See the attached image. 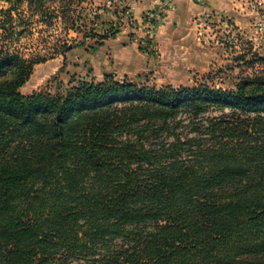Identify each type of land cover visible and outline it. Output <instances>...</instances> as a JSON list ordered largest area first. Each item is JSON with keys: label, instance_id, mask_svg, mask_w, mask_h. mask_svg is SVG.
<instances>
[{"label": "trees", "instance_id": "obj_1", "mask_svg": "<svg viewBox=\"0 0 264 264\" xmlns=\"http://www.w3.org/2000/svg\"><path fill=\"white\" fill-rule=\"evenodd\" d=\"M7 1L0 264H264V75L231 90L107 75L24 95L48 60L47 48L18 46L38 25L60 21L82 35L76 45L59 41L56 54L120 30L99 34L82 7L90 0ZM211 110L230 112L197 123ZM183 117L195 126L184 140Z\"/></svg>", "mask_w": 264, "mask_h": 264}, {"label": "rangeland", "instance_id": "obj_2", "mask_svg": "<svg viewBox=\"0 0 264 264\" xmlns=\"http://www.w3.org/2000/svg\"><path fill=\"white\" fill-rule=\"evenodd\" d=\"M113 1L97 5L90 0L89 4L82 6L88 9L86 14H89L90 22H97L99 34L111 26L119 28L117 35L102 43L89 39L83 46L56 54L52 48L59 41L60 44L72 42L73 45L82 41V35L62 31L60 21L52 26L38 25L32 35L23 38L18 46L24 52L29 54L47 48L42 54L48 60L34 67L32 76L20 92L24 95L41 90L55 93L65 90L71 82H101L107 75L120 82L127 80L157 88L205 83L217 89L231 90L242 79L264 75V0H231L223 10L210 9L211 20H205V13L201 14L195 18L194 30L191 25L187 36L178 38L175 44L169 41L158 43L155 35L162 24L160 19L153 20L156 24L153 30L138 25L131 20L125 5L127 0H119L109 7V2ZM9 7L7 0H0V21L3 19L1 11ZM22 11L26 13V5ZM123 31L139 49H135L129 71L121 69L122 63L119 64L113 52L115 43L112 40ZM229 112L211 110L197 123L208 126L209 120L219 119ZM184 118L176 131L183 140L195 136L194 123Z\"/></svg>", "mask_w": 264, "mask_h": 264}, {"label": "crops", "instance_id": "obj_3", "mask_svg": "<svg viewBox=\"0 0 264 264\" xmlns=\"http://www.w3.org/2000/svg\"><path fill=\"white\" fill-rule=\"evenodd\" d=\"M108 1L109 0H94L97 5L102 3L105 4ZM230 1L231 0H127L125 5L128 8V13H130L131 20L135 21L138 25H141L145 14L156 13L158 8L165 6L163 15L159 17L162 24L155 37L158 43L162 44L163 42L169 41L175 44L178 38L187 36L189 32L187 29H189L191 25H193L191 29L194 30V26L197 22L195 18L200 17L201 14L208 12L210 9L223 10L227 2ZM130 40L131 38L128 37L126 31H123L115 40H112L115 43V47H113V52L115 53L114 57L119 61V64L122 63L120 67L124 71L131 70L134 52L136 48L138 49V45Z\"/></svg>", "mask_w": 264, "mask_h": 264}, {"label": "built area", "instance_id": "obj_4", "mask_svg": "<svg viewBox=\"0 0 264 264\" xmlns=\"http://www.w3.org/2000/svg\"><path fill=\"white\" fill-rule=\"evenodd\" d=\"M119 0H114L113 2H109V7H112L114 6ZM165 6L163 7H160L158 8V10L156 11V13H147L145 14L144 18H143V21L141 23V25L145 26V27H150L152 30L155 29L156 27V24L153 23L155 21H153L155 18H158L161 17L165 11ZM213 17L212 13L211 12H206L205 13V20H211V18Z\"/></svg>", "mask_w": 264, "mask_h": 264}]
</instances>
